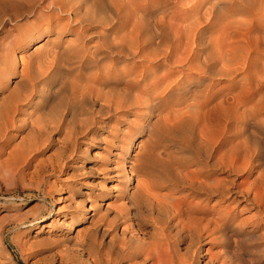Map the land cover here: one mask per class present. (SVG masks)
Returning <instances> with one entry per match:
<instances>
[{"label": "bare ground", "instance_id": "bare-ground-1", "mask_svg": "<svg viewBox=\"0 0 264 264\" xmlns=\"http://www.w3.org/2000/svg\"><path fill=\"white\" fill-rule=\"evenodd\" d=\"M154 1L0 0V78L6 80L0 81V146L9 131L25 133L0 160V180L16 185V177H23L32 162V151L75 115H85L78 116L77 125L88 127L95 124L97 112L112 115L139 108L136 128L149 143L143 154L139 141L132 161L146 180L127 190L123 205L130 225L146 243L118 246L114 258L100 247L95 231H76L74 245L86 254L87 263L119 264L125 256L126 264H137L136 257L140 264H213L204 247L212 244L224 248L223 261L219 253L214 256L220 264H238L243 253L248 262L260 263L264 235L255 228L264 216V173L244 188L235 177L258 166L263 148L223 115L224 92L212 86L252 65L249 57L245 66L248 57L241 42L251 41L249 31L264 29L259 22L264 20V0ZM246 11L256 20L245 26V34L233 31L238 21L228 20L235 25L223 29L231 14ZM61 14L67 22L62 23ZM24 16L34 21L16 22ZM7 21L14 22L13 29L3 27ZM62 32L73 36L62 39ZM39 37L43 41L27 55L28 65L14 77L13 50H24ZM252 40L257 48L264 44V34H254ZM128 59H138L140 67L128 66ZM141 84L144 90L138 89ZM60 94L64 102L43 117L51 113L46 104ZM134 170L131 165L129 173ZM240 205L254 212L241 217ZM230 253L232 261L227 259Z\"/></svg>", "mask_w": 264, "mask_h": 264}, {"label": "rangeland", "instance_id": "rangeland-1", "mask_svg": "<svg viewBox=\"0 0 264 264\" xmlns=\"http://www.w3.org/2000/svg\"><path fill=\"white\" fill-rule=\"evenodd\" d=\"M156 1L154 4L157 3ZM242 13L238 14L237 12L236 16L235 12L231 14L229 16L230 18L232 16L231 19L228 17L223 21L226 23L223 25V29H225L224 26H234L238 21V26L240 23L243 24H240L242 26L239 27L234 26L233 31L236 28L235 32L238 35L245 34V26L252 22L255 23L256 19L250 11ZM65 17L64 14L59 17L63 18L62 23L67 22ZM262 17L264 18V15ZM18 19H16L17 23H24V20L25 23L34 21L32 16ZM228 20L235 21V24L230 25L229 23L232 21L227 23ZM261 20L258 21L263 24L264 20L262 23ZM13 23V21L12 23L7 21L3 27L6 26L11 30ZM226 29L228 30V28ZM257 30H251L246 34L251 38V41L245 44L243 41L241 42L248 57L245 66L251 57L253 58L252 65L246 67L245 71L240 70L235 78L225 76L223 80L215 81L212 86L213 91L222 90L224 92L223 115L233 119V123L239 130H246V133L242 132L243 137L249 134L252 137V142L255 144L258 142L257 145L263 148L261 160L257 162L258 166L254 170L250 168L249 172L247 170L235 177L239 182H242L243 188L250 186V183L260 173H264V131H262V129L264 130V44L261 43L256 48V44L252 40L254 34H264V29L258 27ZM70 33L62 32L60 35L64 39L72 37L73 33ZM3 34V31L0 30V38H4ZM52 35L54 34H50L49 37ZM42 39L39 37V39L29 42L24 50L19 48L13 50L15 58L13 66L17 73L14 77L19 78L22 67L25 68L29 63L27 55L34 44L43 41ZM245 51L242 50L241 53L245 54ZM127 63L128 66L140 67L138 59H128ZM237 80L241 81L235 84ZM0 81L6 80L0 78ZM8 84L13 85L11 80L8 81ZM145 88L146 86L143 84L138 87L139 90ZM64 100L62 94L52 97L46 104V110L49 109L48 112L51 113L43 117L51 116L54 109L59 107L58 105L62 104ZM175 105L177 108L180 104ZM181 105L178 107L179 109L182 107ZM95 107H97L96 104ZM165 111L162 113L167 114L168 112ZM140 113L139 108L128 112L116 111L112 115L97 112L94 118L95 124H88V127L87 124L82 127L77 125L78 116L85 115H75L74 120L71 119L70 123L65 125L67 127L63 126L61 129L50 131L48 138L43 140V144L32 151L30 155L33 160L31 159L30 166L24 169L26 174L23 177L19 175L16 177L14 182L16 185L10 184V187L0 180V264H89L86 261V254L74 245L76 231L77 234L95 231L100 247L104 251L108 250L114 258L118 252V246L126 244L136 247L141 243H146L143 241L141 233L135 231L130 225L123 205L127 190L135 185L141 187L146 180L135 168L138 166L137 161H132V155L137 150L136 145L139 141L144 143L141 145L143 154L149 143L145 138L146 133L139 132L136 128L141 120ZM168 114H173V112L169 111ZM241 119L243 121H240ZM70 124L72 125L70 126ZM20 136L25 137V133L19 135L12 130L9 131L5 140L7 142L0 146L3 151L0 152V160H5L10 150L16 148L14 146L19 144ZM32 138L33 136L30 135L31 142L34 141ZM39 138L36 141L40 140ZM259 143L261 144L259 145ZM131 165L135 169L133 173L138 174V180L134 174L129 173ZM30 171H32L31 174L33 173L31 176L28 175ZM20 182L23 184L20 185ZM26 183L28 186L25 185ZM254 187L256 188V184ZM161 191H157V193H163V190ZM239 208L242 209L241 217H248L254 212V210L241 205L238 207V211ZM258 223L255 233L263 236L264 216L258 220ZM132 224L134 226V223ZM236 224L234 223L233 226ZM246 228L248 229L249 226ZM103 229L105 232H102ZM149 237L150 235H148V239H150ZM226 237H230L228 239H231L233 249V235L231 236V233L228 232ZM204 247L205 249L208 247L209 251L205 252L204 249L203 251L212 257L213 264H220L214 256L219 253L220 259L223 258L221 254H223L224 248L218 244L204 245ZM119 255L123 256V254ZM246 255L243 253L237 263L264 264V255L260 258V263L248 262L249 258ZM121 259L119 264H126L128 261L125 256ZM227 259L232 261L231 253ZM134 262L140 264V257H136ZM196 264H203V262L198 260Z\"/></svg>", "mask_w": 264, "mask_h": 264}, {"label": "trees", "instance_id": "trees-1", "mask_svg": "<svg viewBox=\"0 0 264 264\" xmlns=\"http://www.w3.org/2000/svg\"><path fill=\"white\" fill-rule=\"evenodd\" d=\"M22 264V263H21Z\"/></svg>", "mask_w": 264, "mask_h": 264}]
</instances>
